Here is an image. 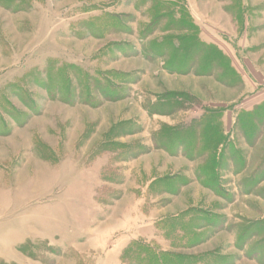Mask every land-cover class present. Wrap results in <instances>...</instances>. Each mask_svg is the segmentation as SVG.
I'll return each mask as SVG.
<instances>
[{
  "label": "rangeland",
  "instance_id": "1",
  "mask_svg": "<svg viewBox=\"0 0 264 264\" xmlns=\"http://www.w3.org/2000/svg\"><path fill=\"white\" fill-rule=\"evenodd\" d=\"M263 114L264 0H0V264H264Z\"/></svg>",
  "mask_w": 264,
  "mask_h": 264
},
{
  "label": "crops",
  "instance_id": "2",
  "mask_svg": "<svg viewBox=\"0 0 264 264\" xmlns=\"http://www.w3.org/2000/svg\"><path fill=\"white\" fill-rule=\"evenodd\" d=\"M183 83L181 82V86L176 85V87L174 88V91L179 92L180 90L184 89L182 88ZM254 104H251L250 108H252ZM204 114H201V116H198V118L196 119H201L203 118ZM237 113L233 112L231 110H226V111H222V113L218 114V119H219V123L221 124V128L223 131V134H225V136L228 134V140L227 142H231L234 139V132L236 130L235 127V120L237 118ZM173 127V126H172ZM174 129V128H173ZM166 154V153H165ZM187 161L190 162L189 160L181 157L180 161H179V165L182 167L184 165H186L183 161ZM173 164H177L176 162H173ZM169 166L166 165L165 170L168 169ZM180 167V168H181ZM153 171V170H152ZM205 189V188H204ZM183 190H180V192L174 194V195H169V193L165 192L163 195L164 196H170V203L166 206V208L162 209L164 211V218L168 217V216H172V215H176L178 213H183L185 210L188 209V207H186L185 205H183L184 201H187V198L184 196V193L182 192ZM163 217V216H162Z\"/></svg>",
  "mask_w": 264,
  "mask_h": 264
},
{
  "label": "trees",
  "instance_id": "3",
  "mask_svg": "<svg viewBox=\"0 0 264 264\" xmlns=\"http://www.w3.org/2000/svg\"><path fill=\"white\" fill-rule=\"evenodd\" d=\"M256 119H258V120H256L257 122H260L261 120L264 119V114L263 115H260L259 118L257 117Z\"/></svg>",
  "mask_w": 264,
  "mask_h": 264
}]
</instances>
